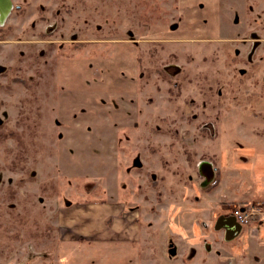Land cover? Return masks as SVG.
Listing matches in <instances>:
<instances>
[{"label":"rangeland","instance_id":"obj_1","mask_svg":"<svg viewBox=\"0 0 264 264\" xmlns=\"http://www.w3.org/2000/svg\"><path fill=\"white\" fill-rule=\"evenodd\" d=\"M13 2L0 23V264H85L100 248L130 245L141 264H169L161 240L155 257L148 251L147 216L179 205L183 227L201 220L198 207L168 196L215 190L200 159L224 167L230 196L242 191L238 173L264 183V135L246 136L264 134V0H224L233 38L196 42L149 40L153 26L175 24L178 0ZM254 33L262 45L250 55ZM128 40L141 43L133 102L58 84L64 60L106 58ZM250 206L259 222L264 211ZM118 211L134 219L133 233ZM101 226L125 238L100 240ZM255 237L245 227L226 245L242 252Z\"/></svg>","mask_w":264,"mask_h":264},{"label":"crops","instance_id":"obj_2","mask_svg":"<svg viewBox=\"0 0 264 264\" xmlns=\"http://www.w3.org/2000/svg\"><path fill=\"white\" fill-rule=\"evenodd\" d=\"M223 2L224 0H178V16L175 24L172 26H153L147 32L148 37L151 38L149 40L196 42L199 40L232 39V33L229 36L226 35L228 34L226 29L228 27L233 28V26H231V21H224L222 14ZM248 2L249 0H246V7ZM236 19L237 23H239L240 18ZM224 22L227 24L226 28H223ZM140 44L139 40L116 42L109 57H99L93 62L90 58L66 59L57 66V82L65 89L77 90L84 94L97 93L104 96L108 94L106 96L125 98V100L133 102L139 92ZM129 104L131 109V103ZM126 106L128 105L126 104ZM248 131L246 130V136L250 141L256 140L258 142V140L263 139L261 135L264 134ZM249 148L251 147L248 146ZM253 149L255 147H252V150L249 151V159L246 160L247 164L254 157ZM198 166L204 179L209 181L208 184L211 186V190L214 188L215 190L206 193L203 198H200V196L196 197L193 194H184L182 196L171 194L168 196L171 198L173 195V200H181V204L185 201L187 203L190 202V206L193 208L198 207L202 213L194 214V212L192 215L201 216V220L192 217L183 227L179 221L176 222L174 220L179 215L178 212L181 209L179 205L176 208L161 207L157 209V212L149 213L146 223L148 251H152L153 257H155V251L158 248L155 245L161 240L164 249L163 254L170 251L172 256L171 260L168 261L169 264H264V215L259 222H253L251 225L246 226L258 238L256 239L255 237L242 252H239L238 249L230 248L226 244L242 237L245 227H243L241 234L237 238L230 241L226 240V230L218 231L215 229L219 217L232 214L236 207L256 205L264 211V183L260 181L259 177L249 178L246 173V179H244L245 175L238 173L242 177L238 176L241 180L235 179L232 183L238 184L240 181L243 184L242 191L237 189L230 196V194H227V191H230V181L224 179L223 166L218 162L215 163L214 160L205 158L200 159ZM262 171L264 172V168ZM253 174L255 173L253 172ZM204 207L208 208V210ZM203 208L205 209L204 212ZM124 216L126 215L122 211L116 212L117 218L119 217L121 221L125 220L128 222L125 230L128 231L127 229L130 228L129 231L133 233L136 230L133 228L134 219L131 217L123 219ZM173 223L171 234L165 236V232L168 231ZM202 224L205 226L206 231L201 229ZM101 227L100 233L102 235L100 240L109 241L113 239L116 241L122 237L119 231L114 235L112 231L107 230V226ZM123 228L124 226L121 227V233H124ZM155 235H162V237L155 238ZM123 238L125 237H122L121 240ZM130 240L133 241L135 239L131 238ZM94 257L96 259L98 257V259L95 261ZM161 259L164 261L163 255ZM156 260L155 258L152 260L149 258L145 264H161ZM85 264H141V258L139 250L135 249L133 245L111 250L100 248L98 256L89 257Z\"/></svg>","mask_w":264,"mask_h":264},{"label":"water","instance_id":"obj_3","mask_svg":"<svg viewBox=\"0 0 264 264\" xmlns=\"http://www.w3.org/2000/svg\"><path fill=\"white\" fill-rule=\"evenodd\" d=\"M14 9L13 0H0V23L5 24ZM175 28V26H174ZM204 164V163H203ZM210 165L209 163H205ZM210 178V176H209ZM216 230H226V240L230 241L237 238L243 229L233 214L222 215L216 223Z\"/></svg>","mask_w":264,"mask_h":264},{"label":"built area","instance_id":"obj_4","mask_svg":"<svg viewBox=\"0 0 264 264\" xmlns=\"http://www.w3.org/2000/svg\"><path fill=\"white\" fill-rule=\"evenodd\" d=\"M252 37L254 38V44L252 49L249 51L250 55H254L258 48L261 45V42L258 39V36L254 33L252 34ZM232 214L236 217L238 222L243 226H249L251 225L258 216H260L261 213L255 209L254 206H246L244 208H237L232 211Z\"/></svg>","mask_w":264,"mask_h":264}]
</instances>
